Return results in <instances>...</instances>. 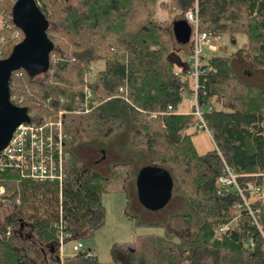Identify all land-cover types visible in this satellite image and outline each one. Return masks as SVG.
<instances>
[{
  "label": "trees",
  "instance_id": "16d2710c",
  "mask_svg": "<svg viewBox=\"0 0 264 264\" xmlns=\"http://www.w3.org/2000/svg\"><path fill=\"white\" fill-rule=\"evenodd\" d=\"M19 1L0 0V40H5L0 60L9 58L18 44L14 30L24 34L14 19ZM27 1L44 22L49 52L43 69L13 73L11 95L23 102H12L27 109L30 118L56 119L57 111H66L67 178L61 187L23 179L16 170L0 172L4 204L10 209L7 216L0 214V264H63L67 259L89 264H264V87L243 80L229 56H212L201 66L198 103L215 148L200 154L193 141L196 133L190 132L199 127L196 108L189 114L179 111L185 96L194 97L188 72L195 45L192 39L180 45L174 35V24L187 22L186 13L197 9L200 33L214 38L228 34L235 47L238 36H245L247 42L235 56L249 57L264 70V0H172L171 21L157 17L155 0ZM180 50L185 51L181 57ZM97 61H104V68L91 82L92 111L76 114ZM38 75L44 77L39 80ZM127 122L134 127L132 147L146 148L149 166L170 173L173 194L184 198L194 214L153 224L164 228V236L143 238L137 249L129 246L127 263H102L91 251L92 256L79 252L63 258L61 235L68 241L94 236L106 225L103 195L128 193L132 176L130 163L114 164L109 175L87 167L73 147L80 135L87 141L109 140ZM226 165L238 176L243 197L234 188L221 192L219 178ZM254 194L258 196L252 200ZM195 212L203 218L199 228ZM229 222L232 233L216 237V229Z\"/></svg>",
  "mask_w": 264,
  "mask_h": 264
},
{
  "label": "rangeland",
  "instance_id": "374dc122",
  "mask_svg": "<svg viewBox=\"0 0 264 264\" xmlns=\"http://www.w3.org/2000/svg\"><path fill=\"white\" fill-rule=\"evenodd\" d=\"M155 1L157 17L160 20L171 21L175 18V16L173 17L170 13V10L174 7L172 0ZM5 16L6 13L4 14V17ZM3 19V15L0 13V29L4 25ZM13 35L15 37V43H20L25 38L24 34L18 29L14 30ZM209 38L218 49L216 51H212L204 42H200L199 49L202 53L201 65L207 64L208 60L212 56H229L231 57L234 70L240 77H245V80L264 87V70L256 67L252 63V59L249 57L235 56L237 49L243 47L247 42L245 36H238L237 47L232 45L228 34L220 38ZM4 43L5 40L1 39L0 44ZM1 48L2 50H5L4 47L1 46ZM1 48L0 58L2 57ZM180 51L181 53H179V56L181 57L185 51ZM51 58L53 61H56L59 58L58 53L52 54ZM103 68L104 61H97L92 65L89 72V80L85 85L86 87L91 86V82L94 80L96 74ZM177 72H181V69L177 68ZM42 77L44 76L38 75L36 78L41 80ZM194 83L195 81L192 80L193 86ZM11 98H14L16 101L23 102V99L18 98L16 95H13V97L11 95ZM63 99L64 98H61V102ZM51 102L52 100L48 98V105ZM194 104V99H191L189 96H185L183 103L179 107L180 113H191L193 111V106H195ZM79 108H77L76 111H78ZM88 110V112L80 111L76 114H87L92 111V109ZM35 111H37L38 115L41 112L39 110ZM59 113L60 111H57L56 115L58 116ZM65 115L66 114H64V116ZM45 118L46 119H42L39 117V119L44 121L57 120V118L55 119L54 117ZM133 130V125L127 122L123 130L113 135L109 140L87 141L80 135L78 141L75 143L73 151L84 162L85 166L91 167L105 175H109L112 172L114 164L130 163L132 166V176L127 182L128 193L120 192L103 195V204L106 208V225L99 229L92 237L68 241L63 248V258L78 254L73 251V247L76 244H82L83 248L80 253L85 254L91 251L102 263H111L115 261V259H119L127 263L129 258L127 252L124 251L129 249V246L135 247L133 249H137L143 244L144 240H141L143 238L151 236H164V228L153 224H164L170 222L171 218L178 214H194L193 209L185 201V199L183 198V200L176 194H173L169 204L161 210L153 211L142 205L139 200L138 177L141 171L151 165V163L149 161L146 148L143 147L135 149L132 147L131 137ZM190 132L196 133L193 141L200 154H205L215 148V144L206 129L198 127L197 129H192ZM100 166L103 167V171L100 170ZM191 180L192 178L190 181ZM260 193L264 194V188ZM256 196L258 195L254 194L252 200H255ZM0 203H2L0 204V214L5 217L10 213V209L4 204L5 200L0 201ZM193 217L194 226L199 228L203 223V218L197 213ZM63 264H89V262L77 259H67Z\"/></svg>",
  "mask_w": 264,
  "mask_h": 264
},
{
  "label": "built area",
  "instance_id": "2783aa9c",
  "mask_svg": "<svg viewBox=\"0 0 264 264\" xmlns=\"http://www.w3.org/2000/svg\"><path fill=\"white\" fill-rule=\"evenodd\" d=\"M186 20L191 25L193 31V42L195 51L190 58V71L188 75L191 76L194 83V101H195V115L199 120V127L206 129L210 137L211 132L203 119V110L200 109L198 103L199 97V79L201 73L202 53L199 49V43L204 42L210 47L212 51L218 48L211 41L208 34L200 33L198 31V10L188 11L186 13ZM11 100H15L11 98ZM51 100V98H50ZM95 100L94 92L90 87L85 86V96L80 103L78 111L88 112L91 109L90 104ZM63 102V101H62ZM18 105L22 101L17 102ZM66 111H60L56 121L42 120L35 118L33 115L28 122L21 124L15 131L11 141L7 147L0 152V172L5 173L9 170H16L23 179H30L35 182H49L58 183L61 187L67 178L66 164L68 162L69 153L66 150V143L69 140L68 135L64 131L63 118ZM213 140V139H212ZM238 176L228 167L225 166L224 175L219 178V186L221 192L229 191L234 188L239 195L243 197V191L238 185ZM5 188L0 187V201H4ZM250 215L255 218V212L250 209L249 203H246ZM59 229L63 228L62 221L58 224ZM233 231L232 222L220 225L216 229V237L223 238L229 236ZM11 233L8 229L7 236ZM68 236L62 234L60 240V253L63 257V248L68 242ZM83 248L82 244H76L73 247L75 253H79ZM92 256L91 252L87 253Z\"/></svg>",
  "mask_w": 264,
  "mask_h": 264
},
{
  "label": "water",
  "instance_id": "95a60500",
  "mask_svg": "<svg viewBox=\"0 0 264 264\" xmlns=\"http://www.w3.org/2000/svg\"><path fill=\"white\" fill-rule=\"evenodd\" d=\"M14 19L23 30L25 39L14 47L9 58L0 60V152L7 147L17 128L30 119L27 109L14 105L11 100L12 75L22 69H43L50 43L44 22L29 1L18 2ZM192 32V27L187 22L174 24V35L180 45L191 41ZM173 190L174 181L170 173L163 168L148 166L139 174V200L150 210L165 208L172 199Z\"/></svg>",
  "mask_w": 264,
  "mask_h": 264
},
{
  "label": "crops",
  "instance_id": "0c3cea01",
  "mask_svg": "<svg viewBox=\"0 0 264 264\" xmlns=\"http://www.w3.org/2000/svg\"><path fill=\"white\" fill-rule=\"evenodd\" d=\"M243 80H245V77H241ZM182 114H184V113H182ZM101 173V172H100ZM103 174V173H102ZM105 175V174H104Z\"/></svg>",
  "mask_w": 264,
  "mask_h": 264
},
{
  "label": "flooded vegetation",
  "instance_id": "af4514ba",
  "mask_svg": "<svg viewBox=\"0 0 264 264\" xmlns=\"http://www.w3.org/2000/svg\"><path fill=\"white\" fill-rule=\"evenodd\" d=\"M90 150H92V149H90ZM102 168H103V167L100 166V170H101V171H103Z\"/></svg>",
  "mask_w": 264,
  "mask_h": 264
},
{
  "label": "bare ground",
  "instance_id": "6f19581e",
  "mask_svg": "<svg viewBox=\"0 0 264 264\" xmlns=\"http://www.w3.org/2000/svg\"><path fill=\"white\" fill-rule=\"evenodd\" d=\"M59 249H60V247H59Z\"/></svg>",
  "mask_w": 264,
  "mask_h": 264
}]
</instances>
